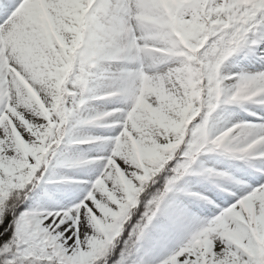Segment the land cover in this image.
<instances>
[{"label":"snow or ice","instance_id":"6c2138e0","mask_svg":"<svg viewBox=\"0 0 264 264\" xmlns=\"http://www.w3.org/2000/svg\"><path fill=\"white\" fill-rule=\"evenodd\" d=\"M0 264H264V0H0Z\"/></svg>","mask_w":264,"mask_h":264}]
</instances>
